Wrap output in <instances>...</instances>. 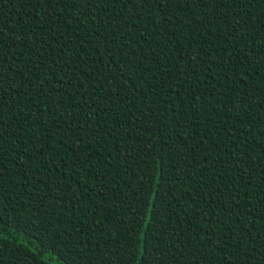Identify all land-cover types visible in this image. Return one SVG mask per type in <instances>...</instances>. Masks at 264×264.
Returning a JSON list of instances; mask_svg holds the SVG:
<instances>
[{
    "label": "trees",
    "instance_id": "1",
    "mask_svg": "<svg viewBox=\"0 0 264 264\" xmlns=\"http://www.w3.org/2000/svg\"><path fill=\"white\" fill-rule=\"evenodd\" d=\"M161 3L163 8L138 9L135 4L122 8L92 0L80 15L79 7L63 0L54 10L36 0H0V33L10 38L5 44L16 45L3 50L18 57L3 65L12 64V70L5 74L0 93L10 103L28 93L15 113L3 110L5 139L19 153L6 144L0 167V264H135L130 253L142 258L131 246L140 235L148 264L164 256L166 264H232L242 262L253 247L257 260L264 259V221L254 218L251 228L246 217L229 218L231 211L264 215V168L251 164L264 159L259 149L251 150L264 140L259 135L264 110L249 107L264 101V93L254 91L264 81L253 71L264 75V59L248 69L252 88L243 103L239 92L230 91L244 89L243 82L230 84L242 73L233 74L235 65L227 60L228 52H247L253 41L264 44L256 37L264 29V4L254 0L239 7L229 0L217 9L200 8L196 0ZM93 10L96 15H88ZM105 36L109 42L100 47ZM154 51L158 55L152 57ZM126 59L131 63H123ZM188 64L199 80L192 70L177 78L174 68L183 72ZM209 66L212 71L204 72ZM205 76L211 78L201 83ZM184 79L204 93H197L195 103L187 96L191 89ZM42 82L46 90L62 89L53 93L54 100L45 92L36 97ZM83 100L87 103L81 107ZM78 128L84 131L76 135ZM204 135L209 139L197 148ZM66 145L73 151L66 152ZM89 152L94 153L91 163ZM45 160L49 163L43 164ZM249 178L257 191L245 187ZM213 219L219 222L211 224ZM144 224L160 229L156 239ZM213 234L232 247L209 248L207 236ZM53 238L55 251L49 247ZM157 246L160 251L154 252Z\"/></svg>",
    "mask_w": 264,
    "mask_h": 264
},
{
    "label": "snow or ice",
    "instance_id": "2",
    "mask_svg": "<svg viewBox=\"0 0 264 264\" xmlns=\"http://www.w3.org/2000/svg\"><path fill=\"white\" fill-rule=\"evenodd\" d=\"M58 2H61V0H36V3L38 5L44 3V4H47L48 7L50 9H53V10L55 9L56 4ZM63 2L69 3V6H72V7H79L82 10L80 15H84L87 12V7L92 3V0H63ZM165 2H170V0H165ZM196 2H197L198 7H200V8H208L209 6H212L214 8L219 9V8H222L225 5V3L229 2V0H196ZM253 2H254V0H231L232 4L237 5L239 7H243L246 4L247 5H251V4H253ZM105 3H106V5H107V3H111L113 6H115L118 3V4H120L122 6V8L126 7L127 5H132V4H135L138 9L141 6H143V5H146L148 8H151L154 5H159L161 8L164 7V3H161V0H105ZM255 3L256 4H264V0H255ZM184 10H186V9H184ZM122 14H123V12L121 11V13L117 14L116 18L119 19V16L122 15ZM88 15H96V11L93 10L91 13H88ZM45 16L51 18V13L50 12H46ZM129 19H131V17H129ZM251 27H253V28L257 27V24H256L255 21L252 22ZM20 35L24 36V38L26 40L30 39V35L29 34L21 32ZM256 37L258 39L264 41V29H262L261 31L256 32ZM6 39H10V38L4 37L3 34L0 33V84H3L5 74L12 70V64H9L6 68L3 65L6 63V61L10 57L13 59V61L18 59V57L13 56V54H11V53H6L3 50L5 48H7V47H16L15 44H5L4 41ZM107 42H109L108 38L106 36L102 37L101 40H100V47H104L105 43H107ZM41 43H43V41H41ZM68 43H71V40H69ZM38 47H39V45H38ZM224 51L227 52V49H224ZM157 55H158V53L155 52V51L151 53L152 57H155ZM159 55H163V50H161L159 52ZM141 59H150V58L148 56H142ZM258 59H264V44L257 45L255 43V41H253V43L250 46H248L247 52H245L244 49H239L238 48V49H235L234 52H228L227 53L228 62L235 65V67L232 68L233 74H235L237 71L242 73V75H240V77H239V79L237 81H230V84H239L241 82L244 83V89L243 90H240L238 87L230 88V91L233 92V93L239 92L238 99L242 103L248 97V91L247 90L252 88V84L249 83L248 80H247V77L249 75L248 69L250 67H252L253 63L255 61H257ZM150 62H152V61H150ZM123 63H125L127 65V64H130L131 61L126 59V60L123 61ZM207 63L209 65H214L215 61L209 60ZM199 67H200V64L197 62L195 64V68H199ZM217 67H223V63H221L220 65H217ZM189 70L193 71V75L195 76V78L197 80L200 79L199 74H197L194 71L193 65H191V64L186 65L183 72L181 71L180 67L174 68V71L178 74L177 78H179L180 76H183V77L186 78L188 76ZM49 71L51 72V69H49ZM121 71H123V69H121ZM148 71L151 72L152 69L149 68ZM211 71H212V67L211 66H209V67L204 69V72H206V73L207 72H211ZM253 71L255 73V76L260 77V80L264 81V75H262L260 71H258L256 69H253ZM162 75H166L170 79L173 78L171 76V73H162ZM153 78H154V76H153ZM210 78L211 77H209V76H205L204 80L201 81V83H206ZM183 83L188 85V87L191 89L189 92H187V96L194 103L196 102L195 98H196L197 93H199L200 95H204V93L201 92L200 88L195 86L194 84H192L190 80L184 79ZM73 86L75 87V85H73ZM223 86L224 85L222 83V87ZM133 87H135L134 84H133ZM61 90L62 89H60V88H48L46 90L45 89V84L42 82L40 84L39 88L37 89L36 97L39 98V94L41 92H45V95H47L50 99L54 100L55 97H54L53 93L54 92H59ZM212 91L213 92L215 91L214 87H213ZM254 91H256L258 93H264V84H262V85H260L258 87H255ZM26 95H28L27 92L23 93V96H26ZM221 95H223V93H221ZM23 96H19L16 100H13L10 103L9 102V96L6 95V94L0 93V167H2V162H3V159L5 158L4 147H5L6 144H8L9 148L17 150V152L19 153V150L17 149V146L14 143L10 144L8 142V140L5 139V135L7 133V129L4 127V120H3L4 111L3 110L8 108V109H11V111L13 113H15L17 107H19L23 103ZM85 103H87V100H83L80 103V106L83 107ZM33 107H36L35 103L33 104ZM249 107H257L259 109L264 110V101H262L260 104L255 105V106L249 105ZM198 111L199 110L197 109V112ZM213 111H217V109L213 108ZM184 115H187V109H184ZM27 119H31V117H27ZM61 119H63V117H61ZM164 119L167 120V117L165 116ZM217 123H223V121H218ZM45 127H47V125H45ZM256 127L259 128V123H257ZM17 131L18 132L19 131H23V129H17ZM83 131H84L83 128H78L74 134L79 135V133H81ZM205 131L210 133L211 129H206ZM222 131L227 133L228 129L224 128V129H222ZM259 135L264 136V128H259ZM86 136H87V134H85V137ZM85 137L81 138V142L82 143H83V139ZM208 139H209L208 135L201 136L200 139L197 141V148L202 146ZM251 139L255 140V136H252ZM41 143H43V140H41ZM58 143H63V141L60 140V141H58ZM177 143H179V141H177ZM33 144H35V141H33ZM85 147H87V145H85ZM185 147H187V142L186 141H185ZM256 149H259L260 152L264 153V140H261L259 143H257L255 145V148H253L251 150L255 151ZM27 151L30 153L31 149H29ZM65 151L66 152L73 151L71 145H66L65 146ZM204 151L207 152L208 149L205 148ZM97 152H98V150H97ZM242 154H244V153H242ZM40 155H43V153L41 152ZM87 155H88L87 163H91V158L94 155V153L89 152ZM193 159H195V154H193ZM201 159L203 160L204 165H205L204 170H208V168H207V165H208L207 159L205 157H203V156L201 157ZM233 159H234L233 156H229V160L230 161L233 160ZM47 163H49L47 160L43 161V164H47ZM174 163L179 164L180 160L178 159ZM220 163H223V161H220ZM251 164H252L253 167L264 168V159H262V161L260 163H257L256 161H252ZM24 166H26V165H22V167H24ZM79 166H80L79 164L76 165V167H79ZM167 166H170V165H166V167ZM189 167H191V164H189ZM213 167H214V165H213ZM233 168H235L237 171H239V168H238V166L236 164H233ZM49 170H51V169H49ZM58 170L59 169H57V171ZM2 175H3V173L0 172V176H2ZM219 175L220 174L217 173V176H219ZM245 175H246V173H245ZM187 179L191 180V176H188ZM261 181H262V183H264V176L261 177ZM245 187L246 188H251L253 191H257L258 190V185L255 184V183H252L250 178H249V181H247L245 183ZM187 194L191 195L190 192L187 193ZM248 194L249 193H247V192L245 193V195H248ZM152 199L154 201L156 200V194L155 193H153ZM234 206L237 209L239 208V205H235V203H234ZM260 207H264V198H261ZM165 210L167 211V209H165ZM155 211H156L157 215H159V208H156ZM184 211H187V210L185 209ZM152 213H153V209H149L148 212L146 213L149 222H151L153 220ZM241 216L247 218L248 224L251 226V228L255 227L254 218L264 221V215H261L259 217H255V211L252 212V213H248V212H245V211H231L229 213V218L230 219H236V218L241 217ZM218 222H219L218 219H213V220L210 221L211 224H215V223H218ZM31 227L35 228V225H32ZM143 227H144V229L146 231L151 230L149 228V224H144ZM262 227H264V225H262ZM251 228H249V230H248L249 232H251ZM57 231H59V230L57 229ZM151 231H152V239H156L157 233L160 232V229L157 228V229L151 230ZM2 233H3V218L0 217V239H3ZM56 238H58V237H56ZM56 238H53L51 243L49 244V247L52 248L53 251H55V239ZM237 239L240 240L241 238L238 237ZM173 243H176V241L173 240ZM251 243L255 244L256 241H251ZM260 243L262 245H264V240H261ZM145 244H146L145 237L143 235H140L139 239L136 241V244L131 246L132 248H134V249L139 251L140 257L142 258V259H137L136 255H135V252L130 253L132 255V259L135 261V264H148V259L145 256V253L147 252V248H146ZM137 245H138V249L136 247ZM207 246L209 248H213V249H217V250L219 248H221V247H228V248L232 247V245L228 244L227 240H225V239L217 240L215 238L214 234L207 236ZM147 247H152V245L148 244ZM184 247L187 248V247H189V245H184ZM159 251H160V248L157 246L154 249V252H159ZM41 255H43V253H41ZM221 259H225V258L221 257ZM61 260H62V258H61ZM166 260H167V257L164 256L159 261H157L156 264H166ZM253 262H255V264H264V259H262L260 261L257 260L254 247L251 248L250 251L245 254L244 259H243L242 262L233 261L232 264H253ZM42 264H47V262L46 261L42 262ZM62 264H63V262H62Z\"/></svg>",
    "mask_w": 264,
    "mask_h": 264
},
{
    "label": "rangeland",
    "instance_id": "3",
    "mask_svg": "<svg viewBox=\"0 0 264 264\" xmlns=\"http://www.w3.org/2000/svg\"><path fill=\"white\" fill-rule=\"evenodd\" d=\"M57 262V261H56ZM58 264H62V263H59V262H57ZM64 264V263H63Z\"/></svg>",
    "mask_w": 264,
    "mask_h": 264
}]
</instances>
